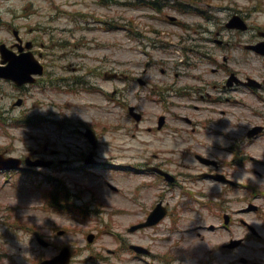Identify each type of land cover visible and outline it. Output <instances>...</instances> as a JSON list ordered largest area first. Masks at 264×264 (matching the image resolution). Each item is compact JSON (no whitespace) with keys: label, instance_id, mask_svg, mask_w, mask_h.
<instances>
[{"label":"rangeland","instance_id":"1","mask_svg":"<svg viewBox=\"0 0 264 264\" xmlns=\"http://www.w3.org/2000/svg\"><path fill=\"white\" fill-rule=\"evenodd\" d=\"M112 1L115 0L103 5L102 0H0V42L12 43L13 30L17 27L25 39L40 35L47 44L52 37L63 45L67 43L56 54L61 60L58 67L50 68L53 75L45 78V83L31 88L23 109L15 107L14 100L8 98L7 93L12 92V88L0 84V113L12 112L11 108H15L12 118L3 116L5 120L0 122V152L24 158L71 160L72 166H79L85 153L88 155L92 150L82 131L92 127L100 140L96 158L99 165L92 168H34L27 174L0 173V264H38L64 245L74 250L72 264H137L121 245L123 239L138 241L141 238L145 244L155 243L151 238L156 236V231L148 230L140 237L130 235L127 230L145 216L151 207L152 195H156L155 190L141 185L150 175H137L134 168L152 154L150 140L153 136L146 129L156 126L157 116L164 112L155 103L158 97L154 95L155 90L164 86L202 88V93L195 94L191 100L174 98L173 114L189 117L193 123L174 120V127L196 128L191 139L211 148V153L219 159L235 161L238 169L235 176L249 186V190L239 189V199L249 197L248 200L263 204L264 197L259 191L253 194L252 187L259 177L255 171H264V135L251 141L246 132L254 125H264V89L256 92L247 88L225 89L221 83L227 67L213 74L210 56L205 52L204 56L190 55V63L197 65V69L179 68L184 59L182 53L156 51L150 39L155 35L153 31L163 32L164 39L165 33H172L165 39L172 45L179 43L178 34L183 30L147 16L178 17L188 26L184 30V45L194 39H198L196 45H202L199 36L204 37L203 32L210 27L213 34L220 33L223 42L216 56L214 41L206 42L210 55L222 64L228 58L227 65L236 73L239 70L244 76L261 80L264 79V58L245 51L244 45L257 41L258 30H264V0H169L171 7H165L162 12L120 6ZM181 5L188 6V11H178L176 8L181 9ZM260 8L262 11L256 10ZM235 13L248 20L250 31L241 33L225 27ZM38 23L45 27L44 33L31 32V27H37ZM185 62L189 63L187 55ZM114 72L123 73L127 78L106 77L107 73ZM139 78L147 80L149 86L142 87ZM122 98L143 111L142 123L127 117V112L119 105ZM26 111L47 121L34 127L15 124V118H25L22 113ZM55 150L59 154L55 155ZM198 152L205 151L199 148ZM258 155L263 156L262 163L249 159L250 156L259 159ZM130 164L133 167H129ZM45 176L50 177L51 182ZM59 179L64 183L59 186L62 188L59 205L66 208L67 204L76 203L80 211L66 213L64 208L57 209L44 199L43 190L58 185ZM111 185L119 192L111 189ZM69 192L71 199H68ZM253 195L259 198H252ZM239 206H246V202ZM249 217L244 216L247 220ZM190 218L192 221L184 227L197 229L202 234L199 238L204 241L193 239L191 233L184 239L195 243L192 245L195 254L187 264H199L211 258L208 250L213 236L224 241L229 233L221 230L210 234L200 228L211 223L219 225L222 221L204 208ZM261 222L258 219L256 224ZM178 226L182 228L180 223ZM168 227H172L169 220L158 231L163 232ZM60 230L66 234L60 236ZM238 231L243 234L242 227ZM89 233L96 235L93 243L87 240ZM37 235L53 244L43 247L36 241ZM157 237L167 236L159 234ZM156 244L157 251L166 250L161 246L166 243ZM262 244L250 242L238 251L223 249L222 255L218 252L214 255L222 264L239 261L242 256L260 261L261 256L253 251ZM110 250L116 253L111 254ZM187 251L188 248H184L182 255L186 256Z\"/></svg>","mask_w":264,"mask_h":264},{"label":"water","instance_id":"2","mask_svg":"<svg viewBox=\"0 0 264 264\" xmlns=\"http://www.w3.org/2000/svg\"><path fill=\"white\" fill-rule=\"evenodd\" d=\"M12 69H14L15 71L18 72V75L16 76V80L20 83H23L25 81H27L29 79V75L30 73L33 71V67H11ZM36 70H34L35 72ZM39 72H41V70H39ZM3 73L0 72V75H2ZM9 76V75H6ZM90 138H94V133L93 132H89L87 134ZM67 259H64V261H66ZM62 263V259L58 258L54 261H50V262H46L44 264H61Z\"/></svg>","mask_w":264,"mask_h":264},{"label":"flooded vegetation","instance_id":"3","mask_svg":"<svg viewBox=\"0 0 264 264\" xmlns=\"http://www.w3.org/2000/svg\"><path fill=\"white\" fill-rule=\"evenodd\" d=\"M171 166H173V162H169V163H165V164H163V165H161V166H158V167H160L162 170H164V171H166V172H168V173H171V172H174L175 173V171H172V170H169L168 168L169 167H171ZM216 167H219V164H218V166H216ZM176 173H178V174H181V172L178 170V171H176ZM159 176H160V178H162V179H164V180H166V181H168V179L165 177V176H163V175H160V174H158ZM173 176V175H172ZM174 177V176H173ZM178 177H180V176H178ZM176 179L174 178V180H173V185H177V184H179V183H181L182 181H178V180H176ZM227 184H229V183H227ZM230 185H232V186H237V184L236 183H234V184H230ZM238 209H236L235 211H233L231 214L233 215H235V214H238ZM231 221V224H232V219L230 220ZM238 221H237V219L235 218V220H234V223L236 224ZM252 231V230H251ZM246 241V239H244V241H243V243ZM141 258H143V257H141ZM181 262V261H180Z\"/></svg>","mask_w":264,"mask_h":264}]
</instances>
